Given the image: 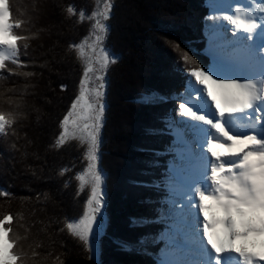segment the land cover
Here are the masks:
<instances>
[{"label":"snow or ice","instance_id":"1","mask_svg":"<svg viewBox=\"0 0 264 264\" xmlns=\"http://www.w3.org/2000/svg\"><path fill=\"white\" fill-rule=\"evenodd\" d=\"M203 2L207 14L202 16V54L207 63L202 66L189 51L169 41L176 59L168 72L178 79L177 88L168 93L146 91L135 101L174 104L157 117L162 129H146L148 134L172 137L166 149L174 158L156 184L162 185L165 195L161 207L153 210L154 219L132 218V224H165L164 231L152 237L164 241L155 264H264V0ZM47 8L58 10L62 22H70L72 28L87 25L79 39L63 47L61 59L71 58L80 74L77 91L57 119V131L46 148L78 151L81 167L63 183L69 187L74 179V195L84 199L74 217L48 215L35 206L27 217L23 211L0 212V264H64L62 257L67 253L56 251L60 235L70 237L95 259L105 231L106 176L100 162L106 74L119 61L107 46L114 0H92L87 8L73 2L21 4L15 7L18 15L13 14L11 0H0V80L4 81L0 139L7 149L16 151H20L17 142L25 140L20 154L26 156L32 141L26 132L21 134L22 126L33 112L37 121L41 118L40 109L27 102L36 74L24 69L33 64L20 57L22 52L28 54L29 41L42 31L32 32L31 26ZM55 49L54 44L42 54L51 60L45 59L41 67L56 60ZM12 77L25 82L12 81L8 86ZM74 168L62 165L56 175L64 177ZM0 196L15 198L7 188H0ZM36 199L45 203L50 196L37 192ZM213 206L218 214L210 215ZM148 239L141 236L135 242L120 239L115 243L123 251L152 255L143 247ZM59 247L66 245L59 241Z\"/></svg>","mask_w":264,"mask_h":264},{"label":"trees","instance_id":"2","mask_svg":"<svg viewBox=\"0 0 264 264\" xmlns=\"http://www.w3.org/2000/svg\"><path fill=\"white\" fill-rule=\"evenodd\" d=\"M31 2L38 5L73 2L78 7L87 8L92 0ZM11 3L14 15H18L15 11L17 5L32 4H24V0H11ZM114 4L107 46L119 61L106 74L107 108L100 164L106 176L105 231L95 259H90L70 237L57 236L56 251L67 253L62 257L64 264H155L164 241L152 237L163 232L165 224L157 221L133 225L132 218L154 219L153 210L161 207L165 192L156 184L163 180L168 162L174 157L171 152L169 157L166 149L172 137L161 133L148 134L146 129H162L157 117L174 105H145L135 101L146 91L168 93L177 88L178 79L168 72L176 59L169 41H175L181 49L189 51L202 66L207 63V57L202 54V16L207 14L203 0H114ZM86 27L85 24L72 28L70 22H62L58 10L52 8H47L31 26L32 32L42 31L29 41L28 54L21 58L25 57L23 60L33 64L25 69L36 74L30 81L35 85L29 89L33 95L27 97V102L40 109L41 118L37 121L33 112L22 126L21 134L26 132L32 141L27 145L26 156L20 154L24 151L21 145L25 140L17 142L20 151H16L7 149L0 139V188H7L15 194L13 199L0 196V212L6 209L13 213L23 211L27 217L29 208L35 206L44 208L48 215L74 217L81 210L84 195L75 197V180L70 181L69 187L63 183L81 167L78 151L72 147L59 152L46 151V148L57 131V119L77 91L80 74L79 65L71 58L61 59L63 47L65 42L79 39ZM33 40L38 41L34 44ZM54 44L56 60L41 67L45 59L51 60L50 56L42 54ZM12 81L17 85L25 82L18 77ZM61 84L65 86L63 90ZM1 85H4L3 80H0ZM62 165H75V168L68 175L58 177L56 170ZM43 191L49 193L50 199L38 203L36 194ZM21 197L29 200L22 202ZM141 236L149 237L143 247L152 255L136 250L123 251L115 243L120 239L135 242ZM59 241H63L66 247L61 249Z\"/></svg>","mask_w":264,"mask_h":264},{"label":"rangeland","instance_id":"3","mask_svg":"<svg viewBox=\"0 0 264 264\" xmlns=\"http://www.w3.org/2000/svg\"><path fill=\"white\" fill-rule=\"evenodd\" d=\"M31 1H34V0H31ZM31 1H27V0L25 1V0H24V2H25L24 4H26L27 2L32 3ZM241 1H242V0H241ZM20 2H21V0H20ZM38 3H41V0H38ZM30 5H31V4H29V6H30ZM49 13H50V10H49ZM38 25H39V28H40L41 25H40V24H38ZM45 25H46V23H45ZM37 41H38V40H33L34 44H35ZM33 48H34V45H33ZM22 55L24 56L23 52H22V54H21V57H23ZM31 56H32V55H31ZM21 57H20V58H21ZM24 58H25V57H24ZM24 58H23V59H24ZM23 59L21 58V60H23ZM24 70H25V69H24ZM133 71H134V68L132 69V72H133ZM2 72H3V70H0V73H2ZM15 78H16V77H12L11 80H9V82L12 81V80L15 79ZM9 82H8V86H11V84H9ZM3 83H4V81H3ZM1 86H2V85H1ZM3 86H4V85H3ZM3 86H2V87H3ZM106 104H107V103H106ZM173 105H174V104H173ZM102 128H103V127H102ZM100 164H101V162H100ZM100 166H101V165H100ZM104 174H105V172H104ZM105 184H106V183H105ZM105 187H106V186H105ZM104 190H105V193H106V188H104ZM210 211H212L213 214H218V213H214V212H217L214 206L211 208Z\"/></svg>","mask_w":264,"mask_h":264},{"label":"bare ground","instance_id":"4","mask_svg":"<svg viewBox=\"0 0 264 264\" xmlns=\"http://www.w3.org/2000/svg\"><path fill=\"white\" fill-rule=\"evenodd\" d=\"M242 2V1H241ZM217 152H223L224 150L223 149H219V148H217V149H215ZM206 203H209V202H206ZM214 213H217V212H214ZM213 213H212V211H210V215H212Z\"/></svg>","mask_w":264,"mask_h":264},{"label":"water","instance_id":"5","mask_svg":"<svg viewBox=\"0 0 264 264\" xmlns=\"http://www.w3.org/2000/svg\"><path fill=\"white\" fill-rule=\"evenodd\" d=\"M103 222H104V215H103Z\"/></svg>","mask_w":264,"mask_h":264}]
</instances>
